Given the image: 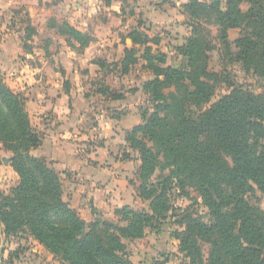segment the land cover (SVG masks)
Returning <instances> with one entry per match:
<instances>
[{
  "label": "trees",
  "instance_id": "trees-1",
  "mask_svg": "<svg viewBox=\"0 0 264 264\" xmlns=\"http://www.w3.org/2000/svg\"><path fill=\"white\" fill-rule=\"evenodd\" d=\"M244 1L249 4L246 13L239 8ZM181 8L197 21L192 23L196 26L193 31L201 28L202 11L212 15L225 54L264 75V0H225L224 4L222 0H186ZM232 28H240L241 34L230 43L227 32ZM58 33L84 45L90 42L85 32L67 21L59 25ZM193 35L177 47L188 59L187 71L166 65V54L154 53L149 45H158L159 37H149L135 28L127 34L131 45L124 47L122 59L112 65L125 75L142 59V68L152 74L142 90L149 96L153 112L125 135L126 146L138 152L140 161L136 195L149 205L141 211L128 205L115 208L117 224L97 217L86 222L63 199L60 173L50 168L45 158L30 153L40 144L41 136L32 128L25 98L0 75V142L11 153L10 165L18 175V182L8 191L0 189V224L5 238L28 234L60 264H134L124 240L142 238L153 221L166 218L174 188L186 198L187 188H191L200 195L209 220L189 209L177 220L184 227L174 233L186 258L184 264H203L195 236L212 242L209 264H264V213L249 199V194L255 197L257 191L264 195V96L235 88L208 107L189 111L191 102L198 106L211 95L210 86L199 80L208 73L206 65L197 64L202 47ZM140 47L144 51L139 56ZM94 63L100 69L107 65L105 59ZM185 77L193 88L185 86L183 94L175 97L162 92ZM226 84L230 85L229 80ZM108 90L105 87L102 92ZM138 132L161 151L152 152ZM159 154L166 159L168 174L153 181L150 176L158 166ZM121 157L131 159L126 151Z\"/></svg>",
  "mask_w": 264,
  "mask_h": 264
},
{
  "label": "rangeland",
  "instance_id": "rangeland-1",
  "mask_svg": "<svg viewBox=\"0 0 264 264\" xmlns=\"http://www.w3.org/2000/svg\"><path fill=\"white\" fill-rule=\"evenodd\" d=\"M106 1H110L109 4ZM185 1L41 0L39 5L42 9L38 12L37 9L34 11V4L31 0L26 2L9 0L7 4L0 8V39L5 33H13L17 37L15 41L19 44L22 52L32 55L28 62L32 65L44 64V73L52 74L53 71L58 72L57 74L62 76V79H59V87L61 85V89L66 92L74 90L85 95L90 101V107H93L92 109L94 110L96 109L95 111L106 107L107 114L117 116L119 113L125 114L124 111L130 109V113L128 112L129 123L139 121V123L143 124L146 117L153 112L151 100L142 90L143 83L152 77L149 70L142 68V64L145 61L139 59V62L125 75L117 71L119 68L115 66L116 70H114L112 66L122 59L124 47L131 45V40L127 37V34L133 28L143 31L149 37H159L160 42L158 45L149 44L153 52L165 53L166 65L183 69V71L189 70L187 66L188 59L177 51V47L185 44L187 38L191 37L192 34L200 42L199 46L202 49L199 50L197 64L200 67L206 65L208 76H199V80L210 86L211 95L206 102L202 101L198 106L191 102L189 111H196L199 107L206 108L222 95L229 93L235 88H241L252 95L264 96V75L254 70L253 67L246 66L239 61H233L229 55L225 54L224 46L219 39L218 23L212 15L202 11L198 21L201 22V28L193 31L192 27L194 25L192 26V23L195 24L197 21L188 18L182 13L181 5ZM224 1L222 0V4H224ZM239 8L241 12L246 13L249 4L244 1L239 4ZM64 21L85 32L90 39L89 44L84 45L74 38L68 39L69 36L60 35L58 33L59 25ZM194 27L196 28V26ZM227 33L229 42L233 43L240 36L241 31L240 28H232ZM67 39L74 46H70ZM10 49L13 50L11 47ZM143 51V47H140L137 55H143ZM53 54H55L54 56L57 60L59 58L67 60L69 71L72 70L71 74H75V78L66 79L61 65L53 67ZM27 59L21 54L18 55L19 62H23L24 66L27 65V63H24V60ZM99 59L107 61L105 68L100 69L97 64H94ZM27 66H29L27 67L29 69L30 65L28 64ZM9 73L11 74L13 71H9ZM0 75L6 85L10 87L5 81V73L2 74L0 71ZM210 76L213 77L210 78ZM227 80L232 86L226 84ZM181 83H183V87L177 85ZM22 84L24 89L27 88L25 83ZM185 86L194 87H192L187 77L179 82L172 83L168 87H164L162 92L173 97L180 96L183 94ZM105 87L109 89L107 93L102 92ZM11 89L25 98L26 110L32 128L41 134L42 131L36 128L38 126L35 124L37 122L34 119L35 114H32L33 108L27 107L25 94L15 90L16 88ZM117 95H120L121 99H115ZM68 104L69 108H72L71 100ZM90 111L84 122L87 128L97 122L96 114H92V110ZM118 111L120 112L118 113ZM144 111L145 115H143ZM47 113V110H43V113H41L42 119H44L45 115H47L45 119H48L50 115ZM82 130L84 131V129L79 128L78 131L82 133ZM86 134L88 135L89 132L87 131ZM137 136L152 148V152L161 151L157 144L145 138L140 132L137 133ZM77 137L84 139L80 134ZM75 141L76 144L80 145L87 142V140L79 141L78 139ZM87 148L88 145L82 149ZM119 148L118 156L121 157L123 151H128L127 153L130 154L131 159L134 156H137L138 159L136 150H131L130 148L128 150L126 145L125 147L121 145ZM159 155L158 166L150 176V180L152 179L153 181H158L163 175L168 174L166 159L162 154ZM225 160L230 162L227 156ZM139 164L137 167H133L137 184L140 183L137 175ZM5 175L7 177L5 179H10L7 172ZM130 183L135 185L133 180ZM7 184L12 185V180H5V185ZM9 189L6 188V191ZM187 191L189 192V198L181 196L174 188L170 197L172 209L167 213L166 218L153 221L152 225L145 230L142 238L124 240L127 255L134 264H156L158 261L164 264H184L186 262V258L179 251V241L174 236L176 231L184 229L183 226L176 223L177 220L186 209L194 210L203 215L204 221L209 220L207 209L202 205L198 192L191 188H187ZM249 197L251 204L264 213V195L257 191L255 197L250 194ZM148 205V201L139 198H134L131 201L132 208L137 211L147 209ZM95 215L92 213V218L86 216V222L97 217L108 219L115 224L118 223L114 211H110L106 216L101 213H96ZM194 243L199 248L198 251L203 264H209L208 259L212 242L210 243L199 236H195Z\"/></svg>",
  "mask_w": 264,
  "mask_h": 264
},
{
  "label": "crops",
  "instance_id": "crops-1",
  "mask_svg": "<svg viewBox=\"0 0 264 264\" xmlns=\"http://www.w3.org/2000/svg\"><path fill=\"white\" fill-rule=\"evenodd\" d=\"M31 1L34 4V11L37 9L40 12L41 0ZM8 2L9 0H0V8ZM2 36L0 71L2 74L5 73L4 78L10 88H16L15 90L25 94L27 107L33 108L32 114H35L34 119L37 120L36 128L42 131L40 144L30 153L45 158L48 166L60 173L63 199L68 201L85 221L86 216L93 217V212L106 216L117 207L124 205L132 207L131 201L139 198L136 195L138 184L133 172V167L138 166L139 160L137 156L132 159L118 156L119 147L126 145L125 130L139 123V121L129 123L130 109L124 111L125 114L118 111L117 116L107 114L106 107L95 111L96 109L90 107V101L85 95L74 90L66 92L61 89V85L59 87V79H62V76H59L58 72L44 73V64L32 65L28 62L32 55L22 52L13 33H5ZM19 54L28 58L24 63L30 65L29 69L27 68L29 66L19 62ZM54 55H52L53 67L61 65L66 79L75 78V74H71L72 70L69 71L67 60L61 58L57 60ZM9 71L13 73L10 74ZM22 83H25L27 88L24 89ZM70 100L72 108H69ZM43 110H47V114L50 115L48 119H45L47 115L44 117L45 120L42 119ZM90 110L92 114H96L97 122L87 128L84 122ZM79 128L84 131L82 130L81 133L78 131ZM85 130L89 132L88 135ZM78 134L84 139L78 138ZM77 139L87 142L76 144ZM87 145V149H82ZM10 158L11 153L0 143V189L3 190L18 182V175L10 165ZM6 172L10 176L8 180H12V185H5V180L8 181L5 179ZM132 180L135 185L130 183ZM0 264L60 263L53 254L28 234L18 233L5 238L0 224Z\"/></svg>",
  "mask_w": 264,
  "mask_h": 264
}]
</instances>
